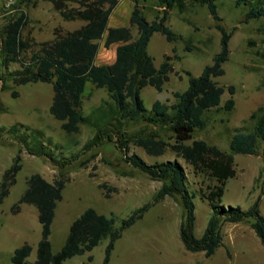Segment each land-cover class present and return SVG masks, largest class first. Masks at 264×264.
I'll return each mask as SVG.
<instances>
[{"label":"rangeland","instance_id":"1","mask_svg":"<svg viewBox=\"0 0 264 264\" xmlns=\"http://www.w3.org/2000/svg\"><path fill=\"white\" fill-rule=\"evenodd\" d=\"M216 0L221 23L231 33L230 55L224 63L225 74L215 80L223 86L234 85L236 91L228 90L222 96L219 107L206 111L207 125L196 129L194 139H203L222 151L230 152V142L238 129L252 131L255 120L252 114L264 111V16L246 19L251 5L256 0ZM264 6V0H260ZM140 7L149 20L163 16L158 0H140ZM79 5L67 3V11ZM135 7L132 0H120L110 17V25H130ZM25 11L28 21L22 30L25 46L19 61L4 63L1 53V35L9 17ZM86 21L66 19L60 9L48 0L28 3L23 0H0V189L3 175L21 157V169L10 193L0 205V264H12L15 250L25 243L33 247L29 260L36 259L38 243L42 238V224L36 206L29 203L16 204L28 187V179L39 173L49 181L62 177L66 180L63 199L58 202L50 241L54 254L66 243L70 227L87 208L93 207L105 214H114L117 225L146 203H153L144 216L127 228L111 253L110 264H264V245L252 227L251 220L223 222V244L207 257L203 251L188 250L180 235V225L185 207L180 195L165 196L154 202L164 181L153 179L147 173L125 160L137 154L148 163L178 160L187 173L189 189L195 193V234L201 237L212 216L213 209L207 199L210 187L217 181L205 172L196 171L176 152L168 149L162 155H150L134 139L157 132L169 140L172 132L167 126L151 124L139 118L122 123L115 119L100 121L113 130L122 128L127 133L129 152L119 148L114 141L105 140L101 145L83 151L84 145L98 128L80 124L78 133H68L62 128L63 121L51 112L54 97L53 83L37 81L18 83L17 72L24 70L23 62L31 60L44 42L54 40L83 26ZM166 23L181 35L169 41L161 32L152 36L148 45L154 63L160 67L165 55L171 56L174 71L165 82L162 91L148 85L141 91L145 106L151 109L156 100L171 105L175 91H185L189 86L190 71L201 75L204 67L214 61L221 50L222 34L217 28L206 4L190 5L186 11L177 8L169 12ZM137 35L136 26L132 27ZM117 44L110 47L101 42L98 64H111L116 59ZM176 49V51H174ZM16 92V96H14ZM233 97L234 108L224 107ZM103 106L110 109L114 101L106 88L88 82L83 94L82 112L93 116ZM45 147L55 155L79 158L65 168H59L41 155L30 153L29 148ZM259 154H235L236 174L228 179L222 198L225 206H241L248 209L260 197V209L264 215V143L258 144ZM108 194V196H107ZM110 239L102 241L84 254L75 255L63 264H103ZM92 256V259H90Z\"/></svg>","mask_w":264,"mask_h":264},{"label":"trees","instance_id":"2","mask_svg":"<svg viewBox=\"0 0 264 264\" xmlns=\"http://www.w3.org/2000/svg\"><path fill=\"white\" fill-rule=\"evenodd\" d=\"M31 3L36 0H23ZM61 10L66 19H81L86 23L80 28L65 35H58L54 40L44 42L41 49L34 53L31 60L23 62L24 70L17 72L15 80L18 83L44 81L53 83L54 97L51 104L52 114L63 121L62 128L68 133H78L80 124L88 123L98 128L96 134L87 141L83 151L101 145L105 140L114 141L119 148L129 152L130 139L122 128L108 129L100 126L101 120L115 119L122 123L126 120L142 118L151 124L167 126L172 132L169 140L157 132L134 139L135 144L142 146L150 155H162L168 149L182 157L196 171L205 172L217 181L210 187L207 199L213 213L201 237L195 234V193L189 189L187 173L178 160H167L148 163L139 155H127L125 160L147 173L153 179L163 180L164 183L154 202L169 195H180L185 207V214L180 225V235L185 247L193 252L203 251L207 257L212 256L216 249L223 244V222H241L251 220L252 227L264 245V215L260 209V197L248 209L241 206H225L222 198L226 181L236 174L235 154H259L258 144L264 143V111L258 110L252 114L255 126L252 131L238 129L230 142V152L222 151L218 146L211 145L203 139H194L191 144L187 140L194 137L196 129L207 125L204 117L206 111L219 107L226 90L234 94L236 87L220 85L215 78L225 74L224 63L229 59V42L231 33L224 25L218 12L216 0H158L163 8V16L149 20L140 7V0H132L135 7L130 17V25L111 26L110 17L120 0H48ZM244 0H238L240 4ZM75 2L79 6L67 11V3ZM206 4L217 28L222 34L221 50L210 65H206L199 76H193L190 71L189 86L185 91L173 93L175 101L165 104L156 100L148 109L141 97L144 87L151 85L162 91L164 84L170 78L174 66L171 56L165 55L160 67L154 63V57L148 51V45L154 33H163L169 41L177 40L181 35L166 23L169 12L177 8L186 11L190 5ZM264 16V6L260 0L251 5L246 19ZM28 16L25 11L9 17L1 35V53L4 63L19 61L25 41L22 30L27 24ZM136 26L137 35L132 27ZM106 47L118 44L116 59L111 64H98L101 42ZM176 51V49H174ZM91 82L97 87L106 88L114 101V106L105 109L98 107L93 116L82 112L83 94L86 84ZM14 92V96H16ZM235 100L229 98L224 107L234 108ZM32 154L49 158L59 168L71 165L79 158V154L66 157L55 155L45 147L29 148ZM264 153V152H263ZM21 157L5 171L0 189V205L10 193V186L15 183L21 169ZM66 180L62 177L54 181L47 180L39 173L32 174L28 179V187L16 204L29 203L36 206L38 219L42 224V238L38 243L36 259L29 260L33 247L25 243L15 250L12 264H63L67 259L93 250L102 239L109 238L103 264H110L111 253L116 241L123 232L141 219L153 205L146 203L136 209L129 217L123 218L117 225L114 214H105L93 207L87 208L71 227L62 249L54 254L50 241L52 223L54 221L58 202L63 199ZM108 196V194H107ZM92 259V256H90Z\"/></svg>","mask_w":264,"mask_h":264},{"label":"crops","instance_id":"3","mask_svg":"<svg viewBox=\"0 0 264 264\" xmlns=\"http://www.w3.org/2000/svg\"><path fill=\"white\" fill-rule=\"evenodd\" d=\"M113 26H124V25H113ZM118 45V44H117Z\"/></svg>","mask_w":264,"mask_h":264}]
</instances>
